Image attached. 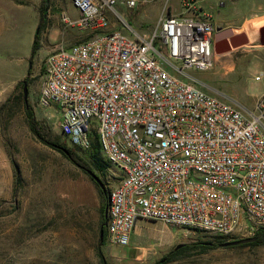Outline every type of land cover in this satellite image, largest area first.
Wrapping results in <instances>:
<instances>
[{
	"label": "built area",
	"instance_id": "obj_1",
	"mask_svg": "<svg viewBox=\"0 0 264 264\" xmlns=\"http://www.w3.org/2000/svg\"><path fill=\"white\" fill-rule=\"evenodd\" d=\"M154 0H70L63 21L93 33L41 65L40 108L82 151L93 135L116 183L107 191L106 242L126 247L139 220L228 241L264 229V92L253 109L204 92L191 71L211 69L216 25L198 0L165 8L149 34L109 29L117 7ZM264 81V71L255 77Z\"/></svg>",
	"mask_w": 264,
	"mask_h": 264
},
{
	"label": "rangeland",
	"instance_id": "obj_2",
	"mask_svg": "<svg viewBox=\"0 0 264 264\" xmlns=\"http://www.w3.org/2000/svg\"><path fill=\"white\" fill-rule=\"evenodd\" d=\"M198 5L212 15L216 27L235 21L234 30L258 17L238 19L264 12V0H198ZM157 6L161 15L170 6L180 9L179 0H154L133 10L119 6L122 18L108 15L109 29L125 31L128 24L130 37L148 36L158 23ZM70 12L79 14L70 0H0V264H156L171 253L165 264H264V244L188 249L183 246L220 238L188 234L155 221L139 220L126 247L100 245L98 187L81 166L31 132L22 97L26 82V103L44 141L82 157L83 152L61 135L55 109L37 103L45 57L93 34L63 21L64 16L71 18ZM39 23L43 27L31 58ZM190 76L204 92L247 112L254 107L250 93L263 84L245 70L241 52L218 56L211 69L191 71ZM94 174L103 191L116 183L107 170ZM178 245L182 247L176 249Z\"/></svg>",
	"mask_w": 264,
	"mask_h": 264
},
{
	"label": "trees",
	"instance_id": "obj_3",
	"mask_svg": "<svg viewBox=\"0 0 264 264\" xmlns=\"http://www.w3.org/2000/svg\"><path fill=\"white\" fill-rule=\"evenodd\" d=\"M43 19V15L41 17V21ZM43 25L42 23H39L38 28H37V32L34 35V39H33V44H32V53H31V58H33V56L36 53V50L38 48V37H39V33L40 30L42 29ZM24 95H22L23 97ZM24 104V111H25V115H26V119H27V123L29 125V128L31 130V132L40 140H42L43 142H46V144H49L50 146H52L53 148H56V150L58 152H60L63 156H65L66 158H68L70 161H72L74 164L78 165L79 167L81 166L83 168V170L86 173H93L94 171H98L99 173H103L105 172V170H107L108 168V163L105 160V158L103 156H101V151H100V147H99V143L97 141V137L95 136V133L93 135V139H92V144L90 149H88L87 151H82L83 155L80 158H75L74 154L67 150L66 152L64 151L65 148L59 147L57 145H54L48 141H44V138L41 136V133L39 131V125L37 123V121L35 120V116L33 113V109L32 107L26 103V101H23ZM83 161L87 164L85 165L83 163ZM96 177H98L97 174H95ZM91 180L95 183V185L98 187L99 193L101 195V205H100V216H99V234L102 231L103 232V239L100 240V245H102L104 242H106V211H107V191H103L99 185L92 179ZM100 237V236H99ZM256 238L255 242L249 243V244H244V246H256L258 244H264V229H260L254 236ZM233 241V240H232ZM227 241L225 240H221V238L219 240H217L215 243L212 242H197V243H192L191 245H185L183 247L185 248H190V249H198V250H208L211 248H216L221 246V244L225 243ZM179 251V250H178ZM101 254V253H100ZM172 254V253H171ZM171 254H168L167 256H165L163 258V260L159 261L157 264H165L167 262H169V258L171 256Z\"/></svg>",
	"mask_w": 264,
	"mask_h": 264
},
{
	"label": "water",
	"instance_id": "obj_4",
	"mask_svg": "<svg viewBox=\"0 0 264 264\" xmlns=\"http://www.w3.org/2000/svg\"><path fill=\"white\" fill-rule=\"evenodd\" d=\"M264 47V28L260 31V39L255 43H250L248 36L245 33H233L231 28L222 29L221 27L216 28V33L214 35V52L216 55H224L226 53L232 52L233 50L242 48V47ZM23 95L24 100H27V85L26 82H23ZM66 152V150H64ZM67 153V152H66ZM90 177L103 189L102 182L95 176L93 173H89ZM103 239V232H100V240ZM255 237L242 238L233 241H227L221 246L230 247L243 244H249L255 242ZM182 247L178 245L176 249ZM157 264V263H156Z\"/></svg>",
	"mask_w": 264,
	"mask_h": 264
},
{
	"label": "crops",
	"instance_id": "obj_5",
	"mask_svg": "<svg viewBox=\"0 0 264 264\" xmlns=\"http://www.w3.org/2000/svg\"><path fill=\"white\" fill-rule=\"evenodd\" d=\"M157 7H158V9L155 8L156 14L154 15L155 16L154 18H157L159 21L162 10H160L159 6H157ZM170 12L174 15H179V14H181V9L173 10L172 6H170ZM70 15H71L70 16L71 18H68V19L71 21H76L77 17L79 16V14H77L75 12L74 13L70 12ZM109 16L110 17L114 16V14L110 13ZM259 16L260 17L264 16V12H261V13L253 12L252 14L244 16L238 20L243 19L246 22L252 18L259 17ZM225 24L227 27L231 28L232 30L236 29V28H234L235 21H227V22H225ZM75 27H77V26H72V28H74V30H78ZM79 29L82 30V28H80V27H79ZM82 33L88 34L90 32L82 30ZM232 52H241L242 53V65L245 67L246 71H249L250 77L253 75V78L255 79L256 76H258L262 71H264V47H251V48H249V47L245 46V47L233 50ZM232 52H229L226 54H230ZM262 82H263V84L259 89H255L250 93L251 97L253 98L252 101H253L254 105H255L256 101L259 99V97L261 96V94L264 92V81H262ZM242 110L241 111L243 113H247L246 109H242Z\"/></svg>",
	"mask_w": 264,
	"mask_h": 264
},
{
	"label": "bare ground",
	"instance_id": "obj_6",
	"mask_svg": "<svg viewBox=\"0 0 264 264\" xmlns=\"http://www.w3.org/2000/svg\"><path fill=\"white\" fill-rule=\"evenodd\" d=\"M262 28H264V16L246 22L240 30H233V33H245L248 36L249 42L255 43L260 39Z\"/></svg>",
	"mask_w": 264,
	"mask_h": 264
},
{
	"label": "flooded vegetation",
	"instance_id": "obj_7",
	"mask_svg": "<svg viewBox=\"0 0 264 264\" xmlns=\"http://www.w3.org/2000/svg\"><path fill=\"white\" fill-rule=\"evenodd\" d=\"M210 17H211V20H212V15L210 14ZM222 29H226V28H229V27H227V26H220Z\"/></svg>",
	"mask_w": 264,
	"mask_h": 264
}]
</instances>
